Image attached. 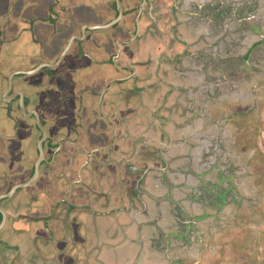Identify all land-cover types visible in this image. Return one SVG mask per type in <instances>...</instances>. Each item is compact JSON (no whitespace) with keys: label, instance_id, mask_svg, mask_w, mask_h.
<instances>
[{"label":"crops","instance_id":"obj_1","mask_svg":"<svg viewBox=\"0 0 264 264\" xmlns=\"http://www.w3.org/2000/svg\"><path fill=\"white\" fill-rule=\"evenodd\" d=\"M18 1L0 0V7L13 6L2 17L9 26L0 30V98L7 90L6 78L14 71H31L43 58L55 60L68 49L58 68L49 70V78L44 71L36 74L44 75L42 79L30 77L42 86L38 97L31 96L23 83L27 78L17 79L16 90L32 97L29 111H38L40 119L50 124L47 160L63 132L70 143L82 147L62 143L72 155L96 147L106 150L100 153V166L82 171L78 167L73 171V163L68 169L67 164L60 165L56 155L54 164L42 163L37 181L1 200L7 221L0 232L6 242L0 264H211L218 235L231 219L225 216L229 210L216 212V202L229 188L218 181L216 170L221 171L223 158L229 159L234 141V109L228 102L237 100V91L245 100L244 91L252 86L242 75L246 58H222L210 30L215 25L212 18L179 21L187 12L182 8L185 0H121L125 12L135 10L126 21H133L141 11L145 14L138 33H123L122 23L114 31H88L86 38L107 34L113 40L107 54L93 50L92 59H83L87 70L78 82L66 72L73 67L75 45L68 41L69 31L62 32L64 24L55 39L53 27L43 23L36 25L32 36L29 21L48 18L47 8L54 4L61 23L73 19L74 38L82 28L115 19L116 1L46 0L44 4L38 0L31 2L38 11L28 10L27 17ZM45 5V13L39 14ZM196 27H202L198 36L208 39L213 49L205 52L203 61L190 48ZM241 63L242 67L236 66ZM0 110L6 115V109ZM14 116L19 131L7 115V130L0 131V165L8 180L0 195L34 172L35 161L32 169L16 166L28 151L24 132L29 126L18 121V112ZM69 122L70 131L63 127ZM221 150L226 152L220 159ZM228 200L237 202L234 197ZM41 204L47 207L42 209ZM55 207L57 218L51 229L36 222ZM1 217L0 213V223Z\"/></svg>","mask_w":264,"mask_h":264},{"label":"rangeland","instance_id":"obj_2","mask_svg":"<svg viewBox=\"0 0 264 264\" xmlns=\"http://www.w3.org/2000/svg\"><path fill=\"white\" fill-rule=\"evenodd\" d=\"M35 1L38 0L18 1V8L25 11L23 14L24 17H27L28 13H30L28 10L38 11L37 9L39 7L31 3ZM46 2V0H43L44 4H46ZM2 6L3 7H0V30L9 26L8 23H6L7 19H2L7 13L6 9H13V6L10 5L2 4ZM45 9L46 5L41 8L42 11L40 10L41 12L39 14H44ZM14 33L12 31L11 35ZM0 36H2L1 31ZM12 50H17V48H12ZM13 59L15 60L14 56ZM251 63L257 73H251L253 75L251 76L252 78H248L246 76L247 74L242 72V75L247 77L249 86H252L249 87L251 91H244V93L248 92V96L243 100V108L240 107L242 109H234L233 111L234 119L232 123V135L234 138L233 140H236V160H239L240 165H245V162L246 164H249L248 171L253 173V175L252 177H247L243 182L241 181L243 183V188L246 189L248 194L247 196H244L247 201H243L240 209L235 215H232L231 212L227 213V216L231 218V221L228 222V226L223 228L221 234L218 235V251L216 255H214L216 259L211 261V264H264V49L261 53L253 57ZM240 65H242V63L239 64L238 67H242ZM6 74H4V76H7ZM36 74L33 76L40 79L44 76ZM30 77L31 76L28 75H17V79L27 78V82L31 81ZM8 79L9 76L5 80L7 84ZM17 87H19V84L18 81H15L13 88L16 89ZM237 93V100H241L242 98L240 95H242V92L237 91ZM253 98H255V100L250 102ZM0 101H7L5 93L1 95ZM246 101H249L250 103H247ZM30 106V103L26 105L27 111L31 108ZM19 110L20 114L18 121L29 126L28 131L24 132V134L26 133L28 136L25 142L28 151L23 155L24 157H21L20 165L18 164L16 166H21L22 169L24 168L28 170L32 169V161H35L36 163L38 159L37 155L39 154L42 134L36 119L34 117H27L21 109ZM6 119V115L0 110V131L7 130V128L4 127ZM70 122L69 124L65 123L63 125V127H66L65 130H69L70 127L68 128V126L70 125ZM41 123L47 133L51 135L52 129L49 122L41 118ZM53 133H55L54 130ZM43 152V155H46L45 153L48 154V144L44 143ZM19 158L20 157H17L16 159L19 160ZM2 168L3 167L0 165V178L2 177L0 179V187L8 182L7 178L2 176L5 171ZM13 176L8 178L12 179ZM244 176L246 177V175ZM17 192H19V190ZM230 193L228 199L233 196H230Z\"/></svg>","mask_w":264,"mask_h":264},{"label":"flooded vegetation","instance_id":"obj_3","mask_svg":"<svg viewBox=\"0 0 264 264\" xmlns=\"http://www.w3.org/2000/svg\"><path fill=\"white\" fill-rule=\"evenodd\" d=\"M205 1L207 2L204 3ZM190 2L192 4L188 5V3ZM182 8L187 12L186 14L184 13L182 14L184 19L179 21H188V19H193V21H209L208 18L209 17L212 18V21H215V25L213 28H210V30L211 32H213L212 36H214L217 39V44L221 46L222 58L229 59V58L245 57L246 59L244 63L246 64L245 65L246 68L244 67L243 71L245 72L243 73L247 74L246 76L248 78L253 76L252 74L257 73L254 70V66L251 63V61L253 60L254 56L261 53V51L264 49V0H185ZM170 12H172L171 14L172 19L174 21H177L176 15L173 13V11L170 10ZM47 13L49 17L46 19H41L39 21H35V20L29 21V27L27 29L30 31L31 35L35 37L34 28H36L37 24L43 23V25L46 24L48 26L53 27L52 29L54 30V34L52 38L56 37L55 39H57L58 35L61 32V30L59 29L60 28L59 25L64 24L63 25L64 28L62 32H64V30L65 31L68 30L69 31L68 41H72L73 43V30H72L73 19L71 18L72 19L71 21H64L61 23L59 12L56 9V5L54 4L50 5L47 8ZM201 28L202 27H196L194 29L195 30L194 33H196L195 40L192 47L190 46L189 47L192 49V51H194V53L198 55V58L203 61V55L205 54V52L208 53L213 49L209 46L208 39L201 40V37L198 36V32L201 31ZM207 31H208L207 29H203V32L207 33ZM62 54L63 51L60 52L57 56L55 55L54 57L55 60L50 59L49 61H44L45 59L43 58V60L40 61L38 64H36L31 69V71L46 63L47 64L58 63ZM231 63L233 62L231 61ZM58 66L56 68H58ZM52 69L54 68H46V69L44 68L43 71L49 74L50 73L49 70ZM233 71L234 70H231V73H233ZM70 72L73 73V67L70 69ZM236 73H238V71H236L235 69V75L238 76V74ZM16 79L17 76L13 78V87L15 85V81H18ZM27 80L28 79H25L23 83L24 82L27 83ZM7 88H8V84H7ZM247 90L249 91V89ZM16 93H18L17 90L13 88L8 95H5L8 98V99L6 98L7 101L5 102L0 101V108L6 109V115L8 117L7 120L12 124V127L13 129H15V132L19 131L20 129V124L16 121L14 116L15 112H18L20 114V110H19L20 107L18 105L19 97L17 96L14 97ZM246 95L248 96V93ZM31 100L32 97L30 96L29 97L26 96L24 98L25 108L26 105ZM253 100H255V98L251 99L250 102ZM246 102L250 103L249 101ZM230 105L233 109H242L243 99L228 102V106ZM65 135L64 134L62 136L60 135L59 137L60 140L62 139L70 140ZM71 141L73 143V140ZM235 141L236 140L233 141V144L230 146L231 147L230 150H228L227 152L229 154V159L226 160L223 158L222 161L224 162V164L218 163L221 164L219 165L221 171L219 169L216 170V172H218V175L220 176V178H218V181H221L222 183H224L226 186L229 187L228 192L223 190L224 196L223 197L221 196L220 200L216 202L215 205L216 212L222 213L223 211L225 212L226 210H229L228 212H231L232 215L233 214L235 215L237 213L243 201H247V199L244 196H247L248 194L246 189L243 188L242 182L245 179H247V177H252L253 175V173H250L248 171L249 164H246L245 162V165H240L239 160H236L237 154L235 150V145H236ZM227 146L229 145H226L224 149H226ZM58 147L59 145L55 146L54 149L57 151ZM225 152L226 151L223 150L222 152L221 150L219 152V158L222 156V153ZM244 175H246V177ZM229 193L231 194L230 196L233 195L232 197H230V199L234 197L235 201L237 202H233L231 204H230L231 200L230 201L228 200L229 202H226V200L229 198L228 197ZM227 213L225 214L226 217H227ZM229 221H231V219ZM2 229L3 227L0 229V232L2 231Z\"/></svg>","mask_w":264,"mask_h":264},{"label":"water","instance_id":"obj_4","mask_svg":"<svg viewBox=\"0 0 264 264\" xmlns=\"http://www.w3.org/2000/svg\"><path fill=\"white\" fill-rule=\"evenodd\" d=\"M116 4H117V16L115 17V19L109 21L108 23H104L101 25H97L94 27H86V28H82L81 29V35L80 36H75L73 38V43L75 46H73V53L71 54V56L73 57V74L76 78V80L78 82H81V77L84 76L86 69V66L83 63V59L84 58H88V59H92L91 55L89 54V52H92L93 50L97 51V54L99 55H103V54H107V46L108 44L113 40V35H107L105 34V36H100V35H95V36H90L89 38H86V33L88 31H92L95 33H98L99 31H107L109 29H112V31H114L115 29H117L119 27V24L122 23V26L120 27L123 33L125 34H137L138 30H139V21H142V19L144 18L143 16L145 15L144 13H142V11L140 13H138L137 18L133 19V21H126L127 18H130L131 15H133L135 13V10H131V11H126L125 12V8L124 5L122 3L121 0H115ZM146 0H144L145 3ZM136 9V8H135ZM131 25H133V27L136 29L134 30V32L132 31V27ZM107 35V36H106ZM124 44V43H123ZM122 45V43H119V45L116 47L119 50L120 46ZM68 49H66L64 51V53L61 55L58 63L55 64H43L40 67L32 70V71H16L14 73H12L9 77V81H8V88L7 90H5V94L8 95L10 93V91L13 89V78L17 75H28V76H32L38 72L43 71V69L45 68H56L60 61H63V59H65V57H67L68 55L66 54L68 51ZM96 63V62H95ZM98 63V62H97ZM58 64V65H57ZM99 64V63H98ZM66 72H70V69L66 70ZM48 78L50 77V75H46ZM27 86L31 89V96H35L38 97L39 96V89L40 87H42L41 85L38 84V80L33 79L31 81H28ZM88 93V92H87ZM90 96H93L95 94L92 93H88ZM19 97V107L21 109V111L24 113V115H27V117H34L36 119V121L38 122V125L40 127L41 130V139H40V148H39V154L38 159L34 165V172L32 177L25 181L24 183H20L17 185H14L7 193L5 194H1L0 195V202L3 199H7L12 197L18 190L20 189H24L29 187L30 185H32L35 181H37L38 177H39V169L42 165V163H46L48 165H52L54 164V161L56 159V155L59 157L60 160H58L60 162V165L64 166L65 164H67V169L72 167V163H73V171L75 170V167H78L79 170H86L88 168H95L96 166H100V159L102 158L100 155V153L104 150H106V147H96L93 152L90 153H85V151H80L79 153H69L68 150L65 149V147H61V144L64 143L66 145H72L73 147H77L80 150L82 149L81 145H79L78 143L74 142L70 143L69 140H60V141H56V146L59 145L57 151H55L54 155H52L53 157L50 158V160H47L46 157L43 155V145L44 143L47 141L48 139V134L47 131L44 129L42 123H41V119L40 116L38 114V111L36 110H32L29 112H26V108H25V102H24V93L19 91L18 93H16V95L14 97ZM103 99V97L101 95L98 96V100L101 101ZM76 100V99H75ZM75 100L73 99V105L75 103ZM82 101V100H81ZM79 103H81L79 101ZM81 105H84L81 103ZM99 132V131H98ZM104 133V131H100L99 134ZM63 134H65L63 132ZM65 183H69V181H65ZM47 207V205L41 204L40 208L45 209ZM56 210L57 207H55V209L50 213V215L48 216H44L41 218H38L36 220V222L42 223L43 226L45 228H47L48 230L51 229L52 224L54 223V220L57 218L56 216ZM0 213L2 215L1 219V224H0V229L3 227V225L5 224V222L7 221L6 217H7V213L3 210V208H1L0 206ZM56 221V220H55ZM52 223V224H51ZM51 226V227H50ZM6 247V242L3 239H0V254H1V249H5ZM0 258L1 255H0ZM4 264V262L2 263Z\"/></svg>","mask_w":264,"mask_h":264}]
</instances>
